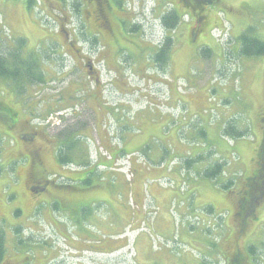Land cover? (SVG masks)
<instances>
[{"label": "rangeland", "instance_id": "1", "mask_svg": "<svg viewBox=\"0 0 264 264\" xmlns=\"http://www.w3.org/2000/svg\"><path fill=\"white\" fill-rule=\"evenodd\" d=\"M87 1L0 0V51L8 48L5 40L21 44L24 59L34 57L42 74V83L17 82L21 100L70 107L60 122L50 112L43 116L56 127L50 126L51 135L59 126L62 134L71 131L74 151L80 139L85 141L81 147L89 152H71L67 169L85 177L94 171L84 182L56 180L77 189L78 199L54 206L46 194L38 200L30 195L37 190L16 185L11 165L2 166L13 152H5L0 141V264H229L233 256L239 264H264V194L258 195L264 188L253 191L250 211L239 206L251 190L258 160L263 166L264 54L244 55L242 37L264 43V0L200 6L183 0H111L105 9L110 25L97 18L99 27L86 18L91 14L81 3ZM172 10L182 17L167 30L160 20ZM197 14L207 23L196 31ZM64 31L74 44L67 52L58 45ZM246 42V50H254ZM167 45V63H157V53ZM13 81L0 78L1 98L11 100L5 85L14 86ZM190 103L205 107L203 113L190 118L185 109ZM174 106L168 123L166 108ZM227 127L242 137L225 133ZM109 143L127 159L121 167L128 177L102 151H112ZM131 153L143 166L183 169V189L171 180L174 173L156 180V174L143 176L132 165L133 194L143 186L146 196L143 212L134 210L126 156ZM217 164L223 171L218 178L203 175ZM24 173L18 169L21 178ZM228 182L232 187L226 192L222 187ZM188 186L191 199L181 203L175 192L186 195ZM80 202L88 206L80 210ZM240 210L246 211L243 219ZM118 233L127 239L113 253L119 245L108 242ZM85 237L98 245L86 248Z\"/></svg>", "mask_w": 264, "mask_h": 264}, {"label": "flooded vegetation", "instance_id": "2", "mask_svg": "<svg viewBox=\"0 0 264 264\" xmlns=\"http://www.w3.org/2000/svg\"><path fill=\"white\" fill-rule=\"evenodd\" d=\"M111 0H100V5L96 1L88 0L87 2H82L81 5L84 6L87 13L86 18H90L93 21L96 27L100 26V23L97 18L102 19L103 23H108L110 25V20L108 16V2ZM189 4L195 6H200V4L216 3L222 4L223 0H183ZM184 3V2H183ZM186 4V3H185ZM199 4V5H198ZM190 6V5H189ZM196 29L199 24L205 25L207 23V18L201 17L198 14L195 18ZM97 23V24H96ZM105 27H108L104 24ZM195 32L193 29L191 35L194 37ZM64 38H62V43L58 44L62 51L67 52L69 49H73V42L71 38L68 37L67 32L64 31ZM79 57H82V53H79L76 49ZM66 55V53H64ZM88 61L87 59H85ZM90 65V64H89ZM91 74L94 73V68L89 66ZM6 89H9L11 95V100H5L0 97V141L4 144L5 152L9 150L13 152L9 159H11L3 167H8L11 165L12 174L16 185L23 183L24 187L30 191V189H35L37 192L30 193L31 196L35 197L38 200H43L39 197L41 194H46V200L51 203V205H63L66 206L70 204L71 200H76L77 189H73L69 185L58 184L56 180L69 179L70 170L67 169L70 164L71 152H89L87 148H82L81 145H84L82 139L81 142L75 145V150L71 148L70 145V132L65 131L63 134L60 129L63 126H59V130L55 135L50 134V126L56 128L51 124L47 125V117L43 116V113L50 112L54 114L60 122V118L63 119V113L70 114V107L67 106H51L49 108H44L43 106L39 107L38 105L32 104V99L21 100L23 99L22 87H16L11 85H5ZM20 97V98H18ZM38 109V110H37ZM264 123V115L262 117ZM58 127V126H57ZM86 128H81L79 131L81 134L85 131ZM71 130V129H70ZM77 131V130H76ZM83 135V134H82ZM261 136L263 137L264 145V126L262 129ZM99 147H101V141H98ZM2 147V148H3ZM99 148H95V152ZM70 156V157H69ZM263 166L260 163L261 169L255 173L253 180L251 181V190H248L245 197L242 198L240 202L243 206L242 209L250 211L253 207V191H260L264 188V158ZM86 164V163H85ZM68 165V166H67ZM97 165V163H96ZM95 167L97 168L98 166ZM25 169L24 177L21 178V175H18V169ZM54 167V168H53ZM54 170V171H52ZM60 172L63 173L62 178H58ZM90 174H93L94 171H90ZM1 174V173H0ZM67 175V176H66ZM87 177V175H86ZM86 177L78 178V182H84ZM249 181V182H250ZM264 192H260V195H263ZM250 195V197H249ZM259 195V194H258ZM75 196L76 198H72ZM260 197V196H259ZM258 197V198H259ZM257 201V200H256ZM255 201V203H256ZM252 202V203H251ZM54 205V206H55ZM62 207V206H60ZM69 212V210H66ZM239 255V254H236ZM234 258V259H233ZM229 260V264H233L234 261L240 263L239 256H236ZM233 262V263H232ZM2 263V261H0Z\"/></svg>", "mask_w": 264, "mask_h": 264}, {"label": "trees", "instance_id": "3", "mask_svg": "<svg viewBox=\"0 0 264 264\" xmlns=\"http://www.w3.org/2000/svg\"><path fill=\"white\" fill-rule=\"evenodd\" d=\"M181 17L178 16L174 10H172V12H170L169 14L164 15L160 21H161V23L165 29L172 30L178 24V20ZM196 31H197V29H196ZM167 41L169 43L170 40H167ZM242 41L244 42V46H243L244 50L242 51V53L244 55H251V54L252 55H255V54L256 55H263L264 54V43H262L256 39L248 40L245 36L242 37ZM246 41L249 42V46H251L252 48H253V45H255L254 50H249V51L246 50V48L248 47ZM5 43H6L5 45H7L8 48L0 51V78L4 77L6 79H9V78L13 79L14 84H12V85H14V86L17 84V82L31 83L32 81H34V79L39 81V82L41 81V83H42V81H43V80H41L42 74L41 73L37 74V73H39V70H38L37 66H35L36 64H35L34 57L28 56L27 59H24L25 57H23L22 52H21V46H20L21 44L17 45L18 46L17 47L16 45L11 46V44L8 43L6 40H5ZM169 49H170V45L169 46L167 45L164 49L159 50V52L156 55L155 61L157 63H160V64H166L168 61L167 55L169 54ZM35 58L37 59V57H35ZM226 131H228L229 134H232L233 136H236L238 138L242 137V135H243L242 132L231 133L233 130L230 127H227V129L225 130V133H226ZM259 158H260V160L262 158H264V145L261 148V155ZM257 168H258L257 169V172H258L261 169L259 160H258V167ZM222 172H223L222 167L220 166V164H217L214 166L213 169H211L209 171H207V169H206V171L203 173V175H205L208 179L215 180L218 177V175H220ZM226 185H228V186H226ZM231 187H232V182H228L227 184H225L222 187V189L224 191H228V190H230ZM241 201H242V198H240V200H239V206L242 208L243 206L240 203ZM240 213L242 214V219H243V216L246 214V211H244V212L241 211ZM241 225L243 227V225H245V222H244V224L241 223ZM2 252H3V250L0 247V255L2 254ZM234 264H239V262L236 263L234 261Z\"/></svg>", "mask_w": 264, "mask_h": 264}, {"label": "crops", "instance_id": "4", "mask_svg": "<svg viewBox=\"0 0 264 264\" xmlns=\"http://www.w3.org/2000/svg\"><path fill=\"white\" fill-rule=\"evenodd\" d=\"M189 106H187L185 109L188 111V116L190 117V118H193V117H195L196 115H197V113H203V111H204V108L205 107H196L195 105H193V104H188ZM175 108H176V106H174V107H168V108H166V110H167V113L168 114H166L167 115V122L168 123H170V120H172L174 117H173V112L175 111ZM171 112V113H170ZM181 116H179L177 119H179ZM201 117V116H200ZM167 142H170V141H167ZM129 145H132V144H134V141L133 142H129L128 143ZM175 145H176V149L174 150V152H177L179 149H178V145H179V143L178 142H176L175 141ZM109 147H111L112 148V151L111 150H107V149H104V147H103V149H102V151L105 153V152H109V154H111L113 157H114V164H118V167H115L114 169H116V170H119V174L121 175V176H125L126 174H125V172H123L122 171V167H121V162H122V159L124 158V156L122 155V154H120L119 156L114 152L115 151V148L113 147V146H111V144L109 143V145H108V148ZM139 149H141V148H139ZM121 152V151H120ZM137 152H140L139 150L137 151ZM201 152H199L198 153V155L196 156V158H198V157H201L202 155L200 154ZM127 157H129V160H128V164H129V168H131V173H132V175H131V181H133V183H132V187H131V189H130V191H129V195H130V197H131V200H132V204H134V207H136V208H134V210H137V208H138V211H139V213H142L143 212V207H144V204H145V201H146V196L143 194V186H142V188H140V190L138 191V190H136V193L135 194H133L134 192L133 191H135L134 190V174H133V171H132V165H136L138 168H139V171H137V173L139 172V173H141V174H143V176H146L147 177V175L149 174V173H154V174H156L157 176H158V179H156V180H161L162 178H167L168 177V174L169 173H174L175 175L173 176V177H171V180L172 179H174L175 178V182L178 184V187H179V190H182L183 189V184L185 183L184 182V179H183V177H182V174H181V172L183 173V169H182V171L181 172H177L176 171V169H177V167L175 166L174 168H172V170H170L169 171V168L167 169V170H165L164 168H166V166L168 165H164L162 168L161 167H157L158 166V164H155V163H153V165H152V167H148V166H143V165H141L139 162H138V160L133 156V153H131V154H128V155H126ZM180 156H177L176 158H179ZM195 158V159H196ZM125 160H127L126 158H124ZM112 160V161H113ZM173 160H171V161H169L168 163H171ZM203 163V162H202ZM201 163V164H202ZM162 164H164V163H162ZM201 164H199V166L201 165ZM203 166V165H202ZM93 167V166H92ZM92 168H90V170H91ZM193 168H191L190 169V171L192 170ZM181 170V169H180ZM83 171H81V172H76V171H70L69 172V175H70V179L72 180H76V182H78L77 180H78V178H83V177H85L84 175H83ZM136 173V174H137ZM90 173H87V175H89ZM125 174V175H124ZM127 176V175H126ZM220 175H218V177H219ZM128 177V176H127ZM217 177V178H218ZM169 178V177H168ZM173 181V180H172ZM72 181H70V183H71ZM143 183H144V181H143ZM182 188V189H181ZM192 188L194 189V188H196V186H192ZM188 189H189V186H188ZM179 190L178 191H176L175 193L177 194V196H178V199H180V202L182 203V202H188L191 198H190V194L191 193H193L192 191H190V189H189V193L188 194H186V195H182L180 192H179ZM169 191V190H168ZM166 192L165 194L163 193V192H160L161 194H164L165 195V198L170 194L169 192ZM179 192V193H178ZM226 192H228V191H226ZM137 195V198L135 197ZM150 196L152 197V193H150ZM78 208H80V210H81V208H85V206H88V204L86 203V202H80L79 204H78ZM124 212V209H122V208H119L118 209V214L120 215V213H123ZM77 214L79 215V210H78V212H77ZM134 221H135V218H134ZM139 228V227H138ZM125 235H124V233H118V234H116L115 235V238H117V240L115 241V240H110L108 243H111V244H114V243H117L118 245H119V247L118 248H116V250L115 251H113V253L114 252H118V251H120V250H122V248H124V247H122V245H124L123 243L125 242L126 243V237H124ZM121 237H124V239L123 238H121ZM84 241V243H85V247L86 248H92V246H95V245H98V243L95 241V239H93V237H85V239L83 240Z\"/></svg>", "mask_w": 264, "mask_h": 264}]
</instances>
